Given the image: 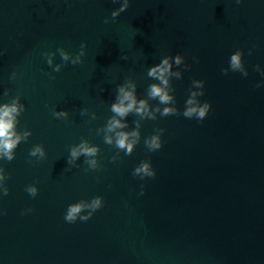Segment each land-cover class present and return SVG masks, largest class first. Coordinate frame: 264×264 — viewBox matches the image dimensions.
Here are the masks:
<instances>
[{
  "label": "water",
  "instance_id": "obj_1",
  "mask_svg": "<svg viewBox=\"0 0 264 264\" xmlns=\"http://www.w3.org/2000/svg\"><path fill=\"white\" fill-rule=\"evenodd\" d=\"M122 2L0 0V104L19 97L16 131L31 133L12 161L0 157V264H264V76L254 70H264V0H129L113 19ZM82 42V62H63L57 49L74 59ZM237 49L246 77L221 72ZM165 57L175 105L148 96L160 83L149 70ZM193 80L210 104L202 121L182 115ZM120 87L156 119L115 116ZM165 107L179 114L160 116ZM60 110L67 117L53 116ZM112 118L127 127L109 132ZM161 128L162 147L149 152L144 140ZM133 130L140 140L125 155L115 133ZM81 141L97 155L67 164ZM36 144L42 159L29 155ZM142 160L154 178L133 176ZM94 196L103 206L90 219L65 221L68 205Z\"/></svg>",
  "mask_w": 264,
  "mask_h": 264
},
{
  "label": "clouds",
  "instance_id": "obj_2",
  "mask_svg": "<svg viewBox=\"0 0 264 264\" xmlns=\"http://www.w3.org/2000/svg\"><path fill=\"white\" fill-rule=\"evenodd\" d=\"M236 3H240V0H236ZM129 7V0H123L120 4V7L114 9L111 12V17L114 19L120 15V13L124 12ZM105 23H108V20L105 19ZM86 45L82 42L80 45V51L75 55L74 59H70V54L66 52L63 48H58L57 52L63 62L71 64H79L81 63V57L84 55V49ZM255 47V45H253ZM252 49H249V55H251ZM42 55L46 58L47 64L52 67L53 72H59L61 70L62 65L57 64L55 67L52 66V55L51 52H44ZM243 53L241 50L237 49L233 52L229 59L228 68H222L221 72L225 75L229 72V70L233 72H239L242 76H247L248 72L242 62ZM122 59H127V56L121 57ZM195 59V58H193ZM174 63L176 65H180L182 63V55L177 54L174 56ZM190 65L185 66V70H187ZM171 65L169 64V58L165 57L162 59L161 63L155 67H152L149 70L148 75L156 78L160 83H153L150 85L148 90V96L150 99H158L159 103L162 105H175L176 101L173 96L168 94L166 89L168 88V80L166 79L165 74L170 73ZM255 71L261 73L264 76V70H261L259 65L254 67ZM13 78L15 77V73L12 74ZM48 75H51L50 73ZM177 79H180V74L175 73ZM54 78V77H53ZM196 85L199 88L198 92H193L191 88L189 89V96L185 101V109L182 112V115L186 118L195 117L198 121H202L208 114L210 110V104L208 102L201 103L196 97H200L204 95V81L203 80H193L192 85ZM162 85V86H161ZM256 87H260V84H257ZM103 91V89H101ZM120 95L118 96V103H113L111 105V111L118 117H125L127 114L134 112L136 115L140 116L141 119H144L147 116L148 119L154 120L156 116L149 112L148 105L145 100L140 99L137 101L133 92L125 91L123 87L119 88ZM7 95V92H5ZM19 97H13L9 103L0 104V157L6 159L7 161H12L14 159V150L18 146V144L22 140H27V138L31 135L30 131H25L23 135L17 133L16 125L18 123L17 117L23 112L24 105L19 103ZM87 110H82L81 114H85ZM159 112L160 116H169V115H177L178 110L176 107H165L162 111L156 109ZM67 111L60 110L59 112L54 111L53 116L57 119L67 117ZM126 124H122L119 119L112 118L107 126V130L112 132L115 129H123L126 128ZM139 128V125H137ZM164 129H156L155 133L150 137H146L144 140L145 147L149 152H154L159 150L162 147L161 143V135L163 134ZM115 147L119 150H123L125 155H130L133 152L134 146L140 140V132L137 130H133L131 133L125 131H118L115 133ZM129 136L134 137L135 139L132 142H128ZM104 142L106 144H112L113 141L110 137H104ZM96 147H89L85 142L81 141L78 146L71 147L69 150V157L67 158V164L73 165L74 161L79 158L81 155L85 157H94L97 155ZM29 155L32 157H37V159H42L45 157V150L41 144L34 145L29 152ZM114 160L115 158H111ZM85 163L88 165L89 169H98L96 160H86ZM156 175L155 170L151 166V162L148 160H142L133 170V176H138L141 180L145 177L154 178ZM8 177L4 173V169L0 167V181H5ZM26 191L33 197L37 195L38 189L35 185H29L26 187ZM3 195L8 194L7 186H4L2 189ZM143 194V186H141V193ZM103 206V198L100 196H94L90 202H86L85 200H81L76 203H72L68 205L65 221L69 223H73L79 218L81 221H87L91 218L93 213L100 209ZM31 211V209H29Z\"/></svg>",
  "mask_w": 264,
  "mask_h": 264
}]
</instances>
